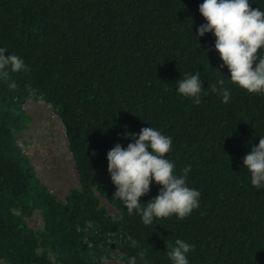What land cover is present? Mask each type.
<instances>
[{"label": "trees", "instance_id": "trees-1", "mask_svg": "<svg viewBox=\"0 0 264 264\" xmlns=\"http://www.w3.org/2000/svg\"><path fill=\"white\" fill-rule=\"evenodd\" d=\"M202 2L0 0V47L28 65L0 80V264H106L114 255L127 264L141 249L148 264H171L176 238L195 246L189 264H264V189L251 185L242 161L264 137V95L230 83L211 32L197 40ZM250 7L264 10V0ZM216 69L232 91L227 104L211 92ZM196 71L207 91L199 105L175 90ZM30 100L50 106L64 128L78 180L65 202L18 145ZM149 126L172 137L166 156L177 174L191 165L187 184L201 206L145 226L115 197L106 153L131 142L125 131ZM159 188L150 185L140 202ZM36 212L37 231L25 221Z\"/></svg>", "mask_w": 264, "mask_h": 264}, {"label": "clouds", "instance_id": "clouds-1", "mask_svg": "<svg viewBox=\"0 0 264 264\" xmlns=\"http://www.w3.org/2000/svg\"><path fill=\"white\" fill-rule=\"evenodd\" d=\"M198 11L206 22L196 28L195 36L198 40L206 33H212L213 47L222 61L220 67H227L230 83L249 94L264 95V10L251 8L250 0H203ZM26 71L28 65L23 57L0 47V80H8L12 73ZM224 76L222 74L212 84L211 92L227 104L232 91L226 86ZM202 84L200 71L185 73L183 78L175 81V90L199 105L202 96L207 95ZM9 87L16 85L10 82ZM125 135L131 142L126 147L115 144L106 153V160L107 171L115 186L114 195L128 214L135 212L148 226L157 219L171 216L182 220L200 208V191L187 184L191 165L185 166L182 174H177L175 162L166 156L172 150L171 136L151 126L141 128L138 134L125 131ZM242 161L250 173L251 185L257 190L264 189V137H260ZM152 183L160 185L157 195L146 203L140 202L139 198L150 191ZM132 244L136 246L137 241L132 240ZM194 247L186 240L176 238L174 243L167 245V258L171 264H189L188 254ZM147 254L148 249H141L136 256L127 259V264H148Z\"/></svg>", "mask_w": 264, "mask_h": 264}, {"label": "rangeland", "instance_id": "rangeland-1", "mask_svg": "<svg viewBox=\"0 0 264 264\" xmlns=\"http://www.w3.org/2000/svg\"><path fill=\"white\" fill-rule=\"evenodd\" d=\"M30 117L27 128L17 136V142L25 155L30 159L39 180L59 201L71 190L78 189V180L70 155L65 132L59 119L43 102L30 100L25 106ZM152 186H157L152 183ZM101 205L115 217L116 210L103 199ZM26 224L33 230H41L43 221L38 212L25 218ZM106 264H124L117 255L111 257Z\"/></svg>", "mask_w": 264, "mask_h": 264}]
</instances>
